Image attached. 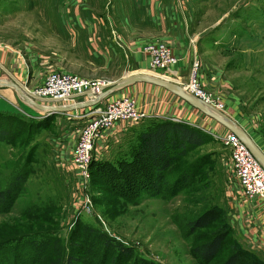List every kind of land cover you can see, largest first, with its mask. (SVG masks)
Returning <instances> with one entry per match:
<instances>
[{"label": "rangeland", "instance_id": "374dc122", "mask_svg": "<svg viewBox=\"0 0 264 264\" xmlns=\"http://www.w3.org/2000/svg\"><path fill=\"white\" fill-rule=\"evenodd\" d=\"M61 1L0 0V46L26 55L33 69L29 78L34 80V89L52 71L104 84L120 79L115 78L123 69L102 70L99 63L95 64L93 53L72 51L69 38L62 36L59 26ZM184 5L192 14L188 33L194 36V56L188 68L178 71L170 82L183 87L196 61L203 89L219 102L230 101L241 119L256 125L264 138V0H185ZM126 70L127 74L133 73L130 68ZM138 73L161 79L167 76L166 72L149 66ZM53 123L49 119L42 128L46 130L45 136L60 133L61 125ZM79 135L80 130L78 139ZM214 139L211 138L208 147L185 158L184 161L205 158L202 174L196 176L187 190L169 200L142 195L135 206L114 200L91 177L87 183L76 179L71 163L62 160L61 154L65 156L66 150L61 144L52 142L61 149L54 162L44 139L36 142L33 136L25 140L23 137L1 145L0 189L22 166L29 168L31 174L11 212L0 215V242L30 234L46 235L51 246L39 264H64L75 230L89 224L133 247L136 254L160 264H197L184 237L187 222L215 208L220 211L218 221L222 219L230 226L229 205L239 190L229 154ZM55 168L61 169L60 173ZM65 170L70 177H64ZM205 231L189 241H202ZM231 245L230 241L225 242L215 264L225 258ZM249 251L264 263V254Z\"/></svg>", "mask_w": 264, "mask_h": 264}, {"label": "crops", "instance_id": "0c3cea01", "mask_svg": "<svg viewBox=\"0 0 264 264\" xmlns=\"http://www.w3.org/2000/svg\"><path fill=\"white\" fill-rule=\"evenodd\" d=\"M65 3L66 7H64ZM184 3L185 0L184 2L183 0H85L79 5L70 0L65 2L62 0L60 5L63 11L58 17L59 26L62 36L69 38L68 45L71 46L72 51L93 53L94 59L97 60L94 61L95 64L99 63L102 70L123 69L115 79L122 77L129 68L133 73L148 69L149 61L141 53V48L147 43H165L178 60L177 65L168 74L170 79H174L178 71L188 68L189 60L194 56L192 45L194 36L191 34L190 37L188 33L192 14ZM25 56L6 46H0V65L17 82L32 91L35 85H33L34 80H30L29 76L31 77L33 69ZM0 79L8 80L1 69ZM113 98L134 100L136 108L147 118L138 124L125 121L116 123L96 142L92 153L95 161L116 162L128 156L140 135L147 132L149 120L153 119L169 120L201 131L208 137V141L200 148L208 147L211 138L222 137L227 132L225 128L178 97L148 84H135L115 92L91 108L52 115L40 113L25 105L12 89L0 88V114L20 117L29 124H34L36 120L51 118L55 126L61 125L60 133L55 136H45L46 130H42L44 126L31 129L27 126L25 129L31 131L29 138L33 136L36 142L45 140L47 150L51 155L53 154L52 162L60 153L58 151H61L59 147H55V144H61L60 146L66 150L65 156L61 154L62 160L71 163L79 130L88 121L84 116L94 109H104L106 105L104 108L101 105ZM87 101L85 97H77L57 105L67 106ZM223 105V113L237 123L264 153V138L258 127L250 124L246 118L241 119L239 111L231 106L230 101L223 100ZM24 134L27 132L24 131L22 137ZM52 142L55 144L52 145ZM1 145L4 147L6 144L1 143ZM56 170V172L61 171L58 168ZM64 172V177H70L66 170ZM74 177L78 179L77 175ZM236 192L235 198L230 203L231 207L229 205L231 212L228 216L234 239L242 247L264 254V199H245L240 186Z\"/></svg>", "mask_w": 264, "mask_h": 264}, {"label": "trees", "instance_id": "16d2710c", "mask_svg": "<svg viewBox=\"0 0 264 264\" xmlns=\"http://www.w3.org/2000/svg\"><path fill=\"white\" fill-rule=\"evenodd\" d=\"M48 118L29 124L20 117L0 114V144L8 145L23 137L28 139L31 131L25 127H42ZM24 131L27 134L22 137ZM207 141L208 137L193 127L169 120H149L147 132L140 135L128 156L116 162L92 160L90 177L95 185L100 186L98 183H101L108 195L125 206L137 205L142 195L149 199H173L187 190L200 175L203 156L184 160ZM30 174L31 170L22 166L0 189V215L11 212ZM219 213L218 209H208L186 224L184 237L189 254L196 263L215 264L225 242L230 241V251L216 264H264L233 238L228 223L222 219L218 221ZM202 230H206L202 233V241H189ZM71 240L64 264H160L136 254L133 247L89 224L75 230ZM50 246L46 235L30 234L2 241L0 264H39Z\"/></svg>", "mask_w": 264, "mask_h": 264}, {"label": "built area", "instance_id": "2783aa9c", "mask_svg": "<svg viewBox=\"0 0 264 264\" xmlns=\"http://www.w3.org/2000/svg\"><path fill=\"white\" fill-rule=\"evenodd\" d=\"M73 1L84 2L85 0ZM141 53L148 58L149 67L152 70L164 71L167 75H164L165 79H170L168 74L177 65L178 60L165 43H147L141 48ZM198 69V63L195 61L188 74L187 82L182 88L189 95L223 112V103L203 89L199 81ZM103 85V82H92L67 73L52 71L44 76L39 88L29 91L41 99L64 100L87 91L97 96ZM84 118L88 121L80 130L79 139L72 153L71 164L78 178L87 183L90 179L89 166L93 160L92 153L96 142L102 138L103 134L111 130L118 122L138 124L147 116L136 108L134 100L122 98L107 103L104 109L98 108L90 111ZM215 139L229 154L232 171L243 197L247 200L264 199V170L244 144L228 131L222 137Z\"/></svg>", "mask_w": 264, "mask_h": 264}, {"label": "water", "instance_id": "95a60500", "mask_svg": "<svg viewBox=\"0 0 264 264\" xmlns=\"http://www.w3.org/2000/svg\"><path fill=\"white\" fill-rule=\"evenodd\" d=\"M0 69L7 76L8 80L0 79V88H9L15 91L19 99L27 106L40 113L48 114H62L71 112L74 110L91 108L99 104L103 99L110 96L111 94L123 90L127 87L133 86L135 84H148L152 85L165 91L170 94L178 97L186 104H188L193 109L199 111L201 114L212 119L220 126L225 128L228 132L233 134L238 138L241 143L247 148L252 157L264 170V153L255 145V143L250 139V137L244 132V130L235 123L231 118H229L223 112L216 110L210 105L204 103L203 101L195 98L192 95H189L182 87L162 80L156 76L142 74V73H125L120 79L104 84L100 90L99 95L94 96L91 92L87 91L81 95L70 96L64 100H54V99H41L34 96L27 87L17 82L13 76H11L1 65ZM77 97H85L88 101L77 103L74 105L67 106H58V103L73 100ZM51 104V105H48Z\"/></svg>", "mask_w": 264, "mask_h": 264}, {"label": "bare ground", "instance_id": "6f19581e", "mask_svg": "<svg viewBox=\"0 0 264 264\" xmlns=\"http://www.w3.org/2000/svg\"><path fill=\"white\" fill-rule=\"evenodd\" d=\"M161 79V78H160ZM162 80H165V79H162ZM165 81H167V80H165ZM168 82H170V81H168Z\"/></svg>", "mask_w": 264, "mask_h": 264}]
</instances>
